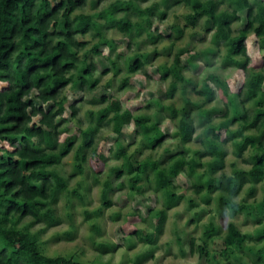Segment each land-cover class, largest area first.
Listing matches in <instances>:
<instances>
[{
  "label": "trees",
  "instance_id": "16d2710c",
  "mask_svg": "<svg viewBox=\"0 0 264 264\" xmlns=\"http://www.w3.org/2000/svg\"><path fill=\"white\" fill-rule=\"evenodd\" d=\"M148 1L114 0L91 15L83 10L87 6L97 9L101 0H0V264H93L80 262L73 255L48 256L44 253L42 237L51 228L62 224L57 204L64 193L70 194L67 179L57 175L55 168L73 151L77 137L69 135L60 142L63 125L73 122L80 137L74 156V173L70 178L83 173L89 151L95 185L99 183L98 175L105 166L106 158L95 146L96 136L102 128L111 126L112 131L120 135L123 127L133 122L142 139L135 155H140L142 151H155L168 136L163 134L150 115L133 114V109L139 108V105L130 103L122 109L120 101L111 97L91 98L89 104L105 106L92 112L89 125L82 129V121L78 119L79 108L74 104L66 106L65 90L70 87L78 92L92 93L100 77L110 72L113 77L121 74L116 56L114 60L106 58L109 66L102 65L100 77H95L97 68L91 58L101 56L103 46L108 47L110 53L116 48L115 43L106 38V31H116L132 42L134 36L143 33L151 45L161 41L163 35L151 31L152 18L158 16L164 19L166 16V10L160 9L161 4L166 8L170 4L190 8L187 24L194 27L203 19L205 31H213L214 50L218 53L220 43L226 47L224 66L243 71L244 81L233 93L234 96L230 98L229 95L232 112L238 114V118L231 119L230 110L225 106L221 120L212 122L216 109L206 108L205 105L212 102L214 91L207 82L213 81L225 93L228 83L211 75L199 90L194 89L196 84L184 77L183 72L197 56L189 55L183 66L179 52L169 66L163 64L156 71L163 81L172 78L166 97H174L178 84L183 85L184 96L186 86L193 84L194 92L203 100L191 102L184 97L185 105L179 110L173 106L161 108L168 110L171 119L178 118L175 135L182 147L190 143L196 133L192 118V109H195L201 128L198 138L203 150L198 153V158L188 159V151L183 149L161 161L149 157L137 161L127 154V146L118 143L115 150L110 146L109 154L120 159L121 164L111 169L112 175L103 183V206H111L108 201L111 192L124 189L123 182L117 185L113 182L125 175L130 176L129 189L137 194L144 191L142 183H148V188L152 187V183L154 192L163 196V208L151 214L152 219H157L155 225L152 224L154 232L132 228L136 220H142L133 213L126 216L121 227L122 233L128 230L126 235L130 239L152 244L162 231L167 213L183 199L177 193L174 181L181 174H186L195 179L192 192L201 195L204 204H210L211 194L220 190L224 194L219 198L231 213H245L262 226L258 235L253 236L240 232L230 223L223 241L219 242L220 248L209 251L208 241L215 244L212 240L217 235L213 225L209 224L201 245H196V240L190 238V253L197 251L208 264H223V261L226 264H264V196L255 204L232 200L245 185L264 181V57L250 66L246 46L248 36L253 34L260 49L264 50V0H162L161 3L140 7ZM224 1L227 8L219 9ZM239 12L245 15V25L235 32L232 24L240 21ZM120 13L123 15L118 16ZM132 15H135L136 21H132ZM173 29L176 39L180 38L182 29L178 26ZM87 35L95 39L93 44L83 40ZM156 54L137 53L126 58V76L120 80L118 90L128 87L130 78L137 73L152 80L154 77L146 71L145 64ZM210 55L201 54L206 64L211 63ZM106 85L110 86L111 80ZM249 103L253 104L251 109L247 108ZM67 111L69 116L66 118ZM237 123L238 127L231 129ZM228 143L235 144L239 158L250 151L243 159L250 168L242 170L233 164L231 175L215 177L225 168L224 146ZM205 157L210 158L206 169L197 173L196 169L201 167L200 159ZM88 189L84 187L83 190ZM248 190V196L252 197L255 188L251 186ZM71 194L78 192L74 190ZM78 198L84 200V195L79 192ZM189 204L194 206L192 200ZM98 213L96 211L95 214ZM36 226L40 227L34 230ZM92 228L99 233L98 226L93 224ZM72 236L71 231L63 234L67 241H71ZM249 241H254L253 246L247 245ZM119 248V245L109 242H94L95 252L103 256L115 253Z\"/></svg>",
  "mask_w": 264,
  "mask_h": 264
},
{
  "label": "rangeland",
  "instance_id": "374dc122",
  "mask_svg": "<svg viewBox=\"0 0 264 264\" xmlns=\"http://www.w3.org/2000/svg\"><path fill=\"white\" fill-rule=\"evenodd\" d=\"M114 0H101V4L97 9H92L87 6L83 12L94 14L101 9L108 6ZM162 0H149L146 3L140 4L141 8L148 7L153 3H161ZM227 8V2L224 1L219 9ZM160 9L166 10L164 19L155 16L152 18L151 31L154 34L163 35V39L156 45H151L146 35L143 33L140 36H134L133 42L128 37L116 31H106L104 34L108 40L115 43V50L110 53L108 47L101 48V56L92 57V61L96 65L95 77H100L102 65L109 66L110 58L114 60L118 56V63L121 66L122 72L118 76L113 77L112 72L106 76L100 77V82L97 88L92 93H82L68 87L65 90L67 97L66 106L71 104L79 108L78 119L82 121V129L86 128L90 122V114L96 112L105 105H92L88 102L91 98L100 99L102 97L116 98L120 101L122 109L130 103L139 105V108L133 109V114H148L151 116L158 128L168 139L163 145L155 151H142L140 155H135V150L141 143V136L137 134L138 129L133 122L123 127L120 135H116L112 131L111 126L104 127L100 130L95 139V146L99 153H104L106 158L104 160L105 166L98 175V184H94V171L90 162L91 153H86V161L84 164V171L81 175L77 174L70 178L74 173V156L80 137L77 128L73 122L64 124L62 133L60 134V142L69 135H75L77 141L71 153L62 160L61 164L55 168V172L60 177L67 179V187L69 193H64L58 204L57 213L62 219L60 226L51 228L42 237L44 242V253L48 256L73 255L75 259L83 263L93 264H208L205 257L195 251L190 253L189 241L190 238L196 240V245L202 244V239H205L204 233L209 224H212L216 230L217 235L213 236L212 241H208L209 251L220 248V241H223L227 233L228 224H234L240 232L248 233L253 236L258 235V230L262 227L257 224L252 217L245 213H231L228 207L220 200V196L224 194L222 191H216L211 194L210 204L206 205L201 201V195L197 196L192 192V183L194 178L188 177L186 174H181L174 183L177 185V193L182 196L179 205L167 213V218L162 228L160 235L155 241L150 244L141 242L139 239L127 237V231H121L126 216L129 214H136L142 219L136 220L132 228L144 230L146 233H153L157 222L156 218L151 217L153 211L163 208V196L160 192H154L153 184L148 188V183H142L144 191L141 194L132 192L128 186L130 176H124L113 184L117 185L120 182L124 183V189L120 191L111 192L108 195V201L111 206L106 208L103 206L101 191L103 183L111 176V169L121 164L120 159H116L113 154H109L110 146L116 148V144L121 143L127 146V154L133 157V160L141 161L144 158H151L152 160L161 161L168 156L175 155L183 149L187 150V158H198V153L202 152L203 145L201 144L198 135L201 133V128L198 125L197 115L195 109H192V118L196 127V133L192 141L183 147L180 146L179 139L176 137L178 118L171 119L168 110L163 107L173 106L175 109L184 107V97L191 102H202V96L198 95L193 90V84L186 86L187 93L183 96V85L178 84L177 92L172 99L166 97V91L172 78L167 80L159 79L157 75V68L163 64L169 66L176 54L180 52L181 64L186 65V60L189 55L197 56L194 62L187 66L183 72L184 77L196 84V90H199L204 81L209 76H216L220 81H226L228 88L226 93L209 80L207 84L214 91V98L212 102H207L206 108H213L216 111L212 115V122L217 123L221 120L222 111L225 106L230 110V118H238V114L232 112L233 104L230 98L234 96L233 93L244 81V73L236 67H226L223 64L224 56L226 55V47L222 43L219 44L218 53L214 50L213 31L207 33L204 20L201 19L196 26L192 27L187 24V15L191 13V9L182 4H170L168 8L162 4ZM119 14L118 16H122ZM240 21L232 24L233 31L241 30L245 25V15L239 12ZM132 21H136L135 15L130 17ZM178 26L182 29V36L176 39L173 27ZM171 36V38H167ZM83 40L89 41L90 45L95 42V39L87 35ZM131 42V43H130ZM130 44V45H129ZM88 46V48L90 47ZM247 53L252 63L259 61L264 57V50H261L255 36L249 35L246 40ZM158 53L153 56L152 60L145 64L146 71L154 77L148 80L142 73H137L130 78L129 85L123 90H118L120 80L124 78V60L137 53ZM211 54L210 64H206L201 54ZM199 55V56H198ZM83 56V54H81ZM111 80V85H106ZM230 95V98H229ZM159 103V104H157ZM147 105L150 108H146ZM47 107V106H46ZM253 107L252 103L247 105L248 109ZM67 111L64 117H68ZM37 119H34L36 121ZM238 123L231 127L236 129ZM226 153L225 168L221 172H217L215 177L221 175L229 176L233 170V164L236 168L248 170L250 165L243 162L250 154V151L243 153L239 158L238 151L234 143H228L224 146ZM197 153V154H196ZM210 158L205 157L200 159L201 167L196 169L197 173L205 171L207 163ZM253 186L255 192L252 197H249V188ZM89 188L84 191L83 189ZM76 190L78 194H71V191ZM79 192L84 195V200L78 198ZM264 196V181L256 184H247L242 191L232 200L236 203L255 204L259 202ZM194 202V206L190 207L189 201ZM96 211L99 213L96 215ZM87 213L89 216L87 217ZM68 214L70 216L68 217ZM197 214V215H196ZM116 215L118 218L116 219ZM192 221V222H191ZM264 223V222H263ZM95 224L99 228V233L93 231L92 225ZM40 226L34 228L38 229ZM71 231L73 233L72 240L67 241L63 238L64 232ZM94 242H109L119 245V249L112 254L103 256L99 255L94 250ZM133 242V246H131ZM254 241H249L247 245L253 246ZM261 244H259L260 246ZM258 247V246H257ZM138 262V263H137ZM223 264H226L224 261Z\"/></svg>",
  "mask_w": 264,
  "mask_h": 264
}]
</instances>
